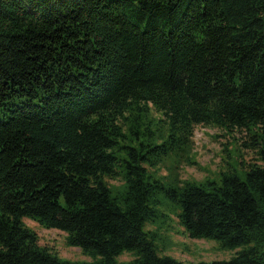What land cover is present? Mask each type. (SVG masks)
Listing matches in <instances>:
<instances>
[{"label":"trees","instance_id":"obj_1","mask_svg":"<svg viewBox=\"0 0 264 264\" xmlns=\"http://www.w3.org/2000/svg\"><path fill=\"white\" fill-rule=\"evenodd\" d=\"M197 125L261 163L179 178ZM160 193L190 238L243 246L196 264H264V0H0V264H185L143 230Z\"/></svg>","mask_w":264,"mask_h":264},{"label":"rangeland","instance_id":"obj_2","mask_svg":"<svg viewBox=\"0 0 264 264\" xmlns=\"http://www.w3.org/2000/svg\"><path fill=\"white\" fill-rule=\"evenodd\" d=\"M250 139L245 129H224L210 125H197L192 138V150L189 151L190 161L184 159L179 165L178 175L181 179L203 180L205 178L217 181L218 172L225 169L227 164L236 165L237 162L261 163L257 160V150L251 149ZM192 162V163H190ZM171 159L161 164L157 171L170 178L172 167ZM240 167V166H239ZM112 187L120 186V179L108 180ZM160 204L157 209L160 217L153 222H146L143 230L153 238V244L158 255H168L185 264H196L200 261L228 260L235 256L243 246L223 248L216 239L190 238L176 217L178 206L158 195ZM174 207L176 210L174 211ZM26 226L35 231L38 243L50 248L61 259L92 261V258L83 254L78 247L68 246L65 242V233L56 228H44L35 221L24 217ZM130 252H124L116 258L118 262L133 258Z\"/></svg>","mask_w":264,"mask_h":264}]
</instances>
